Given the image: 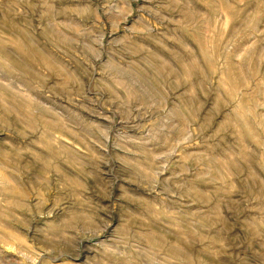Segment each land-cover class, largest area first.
Segmentation results:
<instances>
[{
    "label": "rangeland",
    "instance_id": "1",
    "mask_svg": "<svg viewBox=\"0 0 264 264\" xmlns=\"http://www.w3.org/2000/svg\"><path fill=\"white\" fill-rule=\"evenodd\" d=\"M0 264H264V0H0Z\"/></svg>",
    "mask_w": 264,
    "mask_h": 264
}]
</instances>
